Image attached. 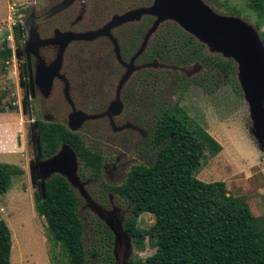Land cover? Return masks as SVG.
Masks as SVG:
<instances>
[{"label":"rangeland","instance_id":"374dc122","mask_svg":"<svg viewBox=\"0 0 264 264\" xmlns=\"http://www.w3.org/2000/svg\"><path fill=\"white\" fill-rule=\"evenodd\" d=\"M78 1L0 0V50L4 44L12 51L9 64L0 63V165L24 171L11 177L0 196L11 264L66 263L64 249L51 240L34 207L42 180L32 181L29 164L36 154L38 121L58 123L78 137L80 152L66 143L60 148L67 145L76 153L75 172L86 196L120 234L117 240L74 188L82 202L79 215L90 264L99 261L89 252L108 240L104 228L112 235L113 264L145 260L156 252L154 239L146 237L138 248L126 229L132 221L148 230L154 216L135 217L131 202L117 189L133 168L154 164L157 127L167 115L203 145L193 175L203 182H224L228 194L256 220L264 242V133L254 122L232 46L206 30H192L183 0H108L102 12L91 11L83 21ZM200 1L208 10L200 23L210 14L212 28L247 44L264 118V0ZM31 62L32 103L21 86L22 64ZM85 153L98 164L84 159Z\"/></svg>","mask_w":264,"mask_h":264},{"label":"trees","instance_id":"16d2710c","mask_svg":"<svg viewBox=\"0 0 264 264\" xmlns=\"http://www.w3.org/2000/svg\"><path fill=\"white\" fill-rule=\"evenodd\" d=\"M14 30L17 40V27ZM261 38L264 43V34ZM11 58V49L3 44L0 63L5 66ZM1 107L0 95L2 113ZM37 135L43 160L54 156L62 143L81 151L76 145L78 137L58 123L38 121ZM155 141L159 149L154 164L133 168L117 189L131 202L135 217L151 214L155 218L148 230L132 221L127 223L138 248L149 236L155 240L156 249L145 260L127 264H264L263 238L247 208L228 194L224 182H203L193 175L203 153L199 139L182 122L167 115L159 121ZM83 158L98 164L88 153ZM22 175L19 167L0 165V196L8 191L11 177ZM44 185V197L34 194V207L44 218L49 237L64 249L65 264H90L79 215L81 199L60 175L52 176ZM104 229L108 240L89 253L98 264H113L112 235ZM11 243L9 228L0 214V264H11Z\"/></svg>","mask_w":264,"mask_h":264},{"label":"water","instance_id":"95a60500","mask_svg":"<svg viewBox=\"0 0 264 264\" xmlns=\"http://www.w3.org/2000/svg\"><path fill=\"white\" fill-rule=\"evenodd\" d=\"M184 8L190 10L191 23L190 28L192 30L203 31L206 30L209 35L218 37L224 43L232 46L234 49V56L238 60L240 74L244 81V85L246 87L245 92L247 94L248 101L252 108V114L254 118V122L258 127L260 133H264V118L260 112V105L257 98V88L259 85L258 82V73L253 61V57L251 56L250 50L244 42L240 39L228 37V35L216 28H212L208 24L209 17H212L210 14L209 17H205L203 22L200 23L198 21L199 18L202 17L201 13L203 12V16L208 12L207 8L201 3L200 0H183ZM208 18V19H207ZM46 88V86H45ZM115 110H119L118 106H115ZM74 124H77L78 118H74ZM36 134L33 136V143L37 146L35 148V156L33 161L29 164V175L32 178V181H36L37 179L42 180L41 191H39L44 197L45 190V182L49 180L54 175H60L66 179L71 188H76L80 191V194L83 198L90 203L92 208L98 214L101 219H104L107 226L114 232L116 235V239L120 237L118 230L111 225L110 220L105 219L103 212L95 207L89 198L86 196L82 184L79 182L78 177L76 176V166H77V157L76 153L72 150L71 147L65 145L59 149V151L52 157L43 160L41 157V151L39 146V139L37 135V123L35 125ZM34 145V146H35ZM75 190V189H74ZM39 193V194H40Z\"/></svg>","mask_w":264,"mask_h":264},{"label":"flooded vegetation","instance_id":"af4514ba","mask_svg":"<svg viewBox=\"0 0 264 264\" xmlns=\"http://www.w3.org/2000/svg\"><path fill=\"white\" fill-rule=\"evenodd\" d=\"M108 0H79L78 1V12L81 14L82 18L81 20L83 21L85 18H87L90 14L91 11H100L102 12L103 10V5L104 3H106ZM110 7L111 9H114L113 7L115 5H113V2L110 1ZM113 12V10L111 11ZM85 22V21H84ZM84 22L82 24H84ZM103 22L102 17L99 19L98 24L101 26V23ZM23 60H25V58H23ZM33 66L34 64L31 62L29 63H23L22 64V78H21V86L22 89H24V93L26 95V101L32 103V96L30 95V81H33L31 79V77L29 76V72H31L33 70ZM46 85H44L45 87ZM27 92L29 93V95H27ZM24 103V102H23ZM26 103V102H25ZM27 104V103H26ZM49 123V122H47Z\"/></svg>","mask_w":264,"mask_h":264}]
</instances>
